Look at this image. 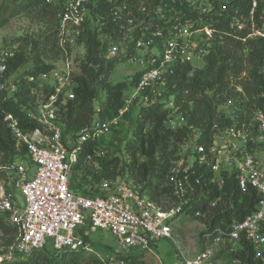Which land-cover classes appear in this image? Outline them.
Instances as JSON below:
<instances>
[{"label": "built area", "instance_id": "built-area-1", "mask_svg": "<svg viewBox=\"0 0 264 264\" xmlns=\"http://www.w3.org/2000/svg\"><path fill=\"white\" fill-rule=\"evenodd\" d=\"M13 1L0 0V10ZM101 1L105 2L108 16L117 29L116 37L103 36L107 45L105 56L134 65L138 69V82L132 93L123 98V106L116 116L102 121L94 118L87 126L70 134L65 132L57 115L67 101L74 99L73 78L77 67L70 56L82 25H94L95 15L99 25H105L104 15L97 11ZM47 2L59 9L56 37L62 57L48 73L26 79L31 101L26 112L37 128L23 132L12 115L5 114L3 118L16 147H26L27 157L0 166V218L16 228L13 243L0 251V264H11L17 258L48 249V243L56 253L93 252L88 236L89 232L97 230L108 231L125 253L107 255L102 264H125L119 256L143 253L157 241L172 239L171 226L176 217L189 216L183 208L200 185L198 171L201 169L210 172L208 182L218 188L222 186V172L235 175L241 190L250 186L260 199L243 220L232 221L227 227L206 234V248L193 259L183 258L184 264H216L211 248L228 247L232 252L237 250L241 238L250 242L255 257L264 261V151L259 148L252 151L249 142L253 139L243 129L215 127L208 148L199 143L200 131L191 129L190 136L178 147L174 157L167 160V182L175 198L169 206L161 207L149 199L144 186L119 177L99 181L95 196L76 195L69 190L72 166L83 144L108 135L128 111L130 103L138 99L141 106L151 107L167 102L166 108H173L172 98L165 99L166 81L177 65L200 67L195 66V62L202 63L209 42L198 41L196 35L201 32L210 35L212 30L202 24L195 26L181 21L182 13L172 5L151 8L146 6L145 0L136 3L132 0ZM185 2L190 10L201 15L210 12L212 6L210 0ZM255 34L262 35L260 31ZM15 48L0 35V101L18 93L14 74L5 76L6 62L14 55ZM253 120L254 139L260 144L264 139V117L257 111ZM168 122L172 127L184 124L174 111L168 115ZM68 135H74L70 146L66 143ZM226 137L230 139L225 141ZM105 153L99 145L87 160L97 168V159ZM15 193L23 197V206ZM214 204L212 201L209 206ZM193 216L199 217L200 212L196 211Z\"/></svg>", "mask_w": 264, "mask_h": 264}, {"label": "trees", "instance_id": "trees-1", "mask_svg": "<svg viewBox=\"0 0 264 264\" xmlns=\"http://www.w3.org/2000/svg\"><path fill=\"white\" fill-rule=\"evenodd\" d=\"M47 1L15 0L8 16H26L43 24L46 30L52 31L41 35L39 39H16L22 43L6 62V77L15 74L27 63L30 66L24 74L14 79L18 93L0 101V166L7 165L17 158L27 157L25 146L16 147V141L3 120L5 114L12 115L23 132L37 128L36 122L26 112L31 102L28 100L29 84L26 79L29 76L37 77L48 73L60 57L61 51L56 37L59 9ZM210 1V12L201 15L190 10L185 0H145L146 6L151 8L172 5L182 13L181 21L190 22L195 26L202 24L213 31L209 47L202 57L203 65L195 68L181 64L175 67L174 73L166 81L165 95L166 100L168 97L172 98L173 108H166L167 102L143 107L138 101L136 127L113 152L108 151L110 146L101 145V139L84 143L77 154L69 178V190L73 194L95 196L98 194L95 186L99 181L119 177L144 186L149 199L161 207L169 206L175 198L167 182V160L174 157L178 147L190 136L191 129L200 131L199 143L208 148L216 128L233 126L242 129V125H248L251 116L257 111L264 117V0ZM6 5L8 4L3 7ZM97 11L104 15L106 23L104 26L99 25V18L95 15L94 25L86 23L79 28L76 43L83 48V54L78 58V63L76 62L78 72L73 78L76 84L74 99L67 101L65 107L57 114L59 123L65 127V132L70 134L76 133L94 119L96 84L100 82V89L105 91L104 102L98 112V119L101 121L116 116L123 106V96L127 91L125 83H106L115 59L106 58L107 45L103 36L111 34L116 37L117 29L108 16L105 2H100ZM8 18L0 20V27ZM257 31L262 35H256ZM10 45L14 44L10 41ZM48 58L54 62L44 64L42 60ZM132 77L129 84L131 91L137 85L138 72ZM237 87L240 92L236 91ZM235 97H238L240 103L232 116L220 115L219 106ZM172 111L182 118V126L166 125L168 115ZM126 115L127 112L121 120ZM115 129L116 126H113L111 132ZM251 141L249 145H252ZM99 145L106 153L97 159L95 168L87 157L91 156L92 150ZM258 148L264 151V139ZM204 170L198 171L200 185L196 187L194 194L190 195L189 202L183 209L190 216L196 211L200 212L198 219L205 223L207 230L203 235H206L218 228L227 227L232 221L243 220L253 211L260 197L250 186L241 190L236 184L235 175L228 176L224 172L221 173L222 186L218 188L208 182L210 172ZM77 175L81 178L76 183ZM212 201H215V204L210 207L209 203ZM0 233L7 237L3 244L6 248L13 243L16 228L0 218ZM262 233L264 235V224ZM47 251V248L35 251L28 256L17 258L11 264H73L78 256L75 254L80 253H56L52 250L53 255H49V252L44 253ZM68 255L70 256L67 257ZM139 255L129 254L119 258L123 259L125 264H143L137 260ZM231 258L237 264L264 263L255 257L252 245L244 238L239 240L237 250L231 252Z\"/></svg>", "mask_w": 264, "mask_h": 264}, {"label": "rangeland", "instance_id": "rangeland-1", "mask_svg": "<svg viewBox=\"0 0 264 264\" xmlns=\"http://www.w3.org/2000/svg\"><path fill=\"white\" fill-rule=\"evenodd\" d=\"M13 4L14 2H11L10 4L3 7V9L0 11V20L2 18H8ZM51 31L52 30H46V27L43 24L23 15L8 18V21L2 27H0V35L2 38L7 41L10 40L16 48L22 43V41H16V39H39L41 35ZM209 34L210 35H206L204 32L198 33L196 35V39L200 42H209V40L212 38L213 31ZM82 54L83 48L81 46L76 45V47L72 49L70 57L74 66L77 65L76 62L78 63V58H80ZM29 57L31 58V56ZM60 57H62V55ZM60 57H58L59 59H57L55 63L60 60ZM113 61L112 68L108 72L106 83H125L127 91L123 97H128L133 91H131L129 84L133 79L132 76L138 72V69L134 65L127 64L120 59H115ZM42 62L44 64H51L54 62V60L48 58L42 60ZM29 66L30 64L27 63L20 67L14 74V77L24 74L28 70ZM195 66H201V62H195ZM75 72L77 73V69H75ZM99 84L100 82L96 84L97 98L93 101V108L95 111L93 118L99 117L98 112L104 102L105 97V91L100 89ZM236 91L240 92L241 90L237 87ZM239 103L240 100L238 97H235L227 103L220 105L218 108V113L225 117L232 116V113L237 108ZM138 109V100L130 103L127 115L120 121V125H116V129L112 130L113 133L110 132L108 135L101 138V145L110 146L109 150L107 149L110 153L116 149L118 144H122L129 137L131 131L136 127L138 120ZM254 116L255 113H253L251 116L248 125H242L241 127L246 132L247 136H249L250 139H253L251 145V148H253L252 151L258 150L257 148L259 147V142L255 141L254 139L256 134L255 122L253 120ZM176 119L178 118H174L173 120L176 121ZM166 125L170 126L169 122H166ZM73 137L74 135L71 137L68 135V138H66V143L68 146L71 145ZM228 139L230 138L226 137L225 141ZM80 178V175H77L75 182L77 183ZM15 194L17 201L21 206H23V197L18 193ZM206 230L207 227L205 223L203 220L198 219V217L190 215L177 216L175 222L171 226L172 239L155 242L153 247H151V254L145 251L144 254L146 256L147 253V258H145L146 261H144L143 264H184L183 258L193 259L200 254L202 247L206 248V238L204 237L205 235H203ZM6 239L7 237H3L0 233V251L4 250L5 248L3 244L5 243ZM88 240L93 252H80L75 254L78 256L76 257V260L73 262V264H93L94 262L97 264H102V262L106 260L107 255H125V253L120 250L119 245L108 231L97 230L95 232H89ZM50 247L51 244L48 243V251L44 253L49 252V255H53V251ZM211 249L212 258L216 264H231L234 262V260L231 258V251L228 250V247L219 246L213 247ZM144 254L142 253V255ZM69 256L70 255L67 257ZM71 256H73V254Z\"/></svg>", "mask_w": 264, "mask_h": 264}, {"label": "crops", "instance_id": "crops-1", "mask_svg": "<svg viewBox=\"0 0 264 264\" xmlns=\"http://www.w3.org/2000/svg\"><path fill=\"white\" fill-rule=\"evenodd\" d=\"M203 65V63H201V66ZM200 66V67H201ZM153 247V246H152ZM152 249V248H151ZM149 250V251H146L147 253H150L151 254V252H152V250ZM145 252H143V254H144ZM147 253H146V256H145V254L144 255H142V253H139L140 255L137 257V260L138 261H142L143 263H144V261H146L145 260V258H147ZM231 264H237L235 261L233 262V263H231Z\"/></svg>", "mask_w": 264, "mask_h": 264}]
</instances>
